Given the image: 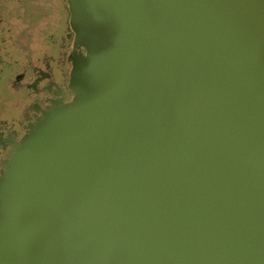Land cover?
<instances>
[{
    "label": "water",
    "instance_id": "1",
    "mask_svg": "<svg viewBox=\"0 0 264 264\" xmlns=\"http://www.w3.org/2000/svg\"><path fill=\"white\" fill-rule=\"evenodd\" d=\"M70 98L0 171V264H264V0H64Z\"/></svg>",
    "mask_w": 264,
    "mask_h": 264
},
{
    "label": "flooded vegetation",
    "instance_id": "2",
    "mask_svg": "<svg viewBox=\"0 0 264 264\" xmlns=\"http://www.w3.org/2000/svg\"><path fill=\"white\" fill-rule=\"evenodd\" d=\"M64 0H0V171L28 124L68 90Z\"/></svg>",
    "mask_w": 264,
    "mask_h": 264
}]
</instances>
